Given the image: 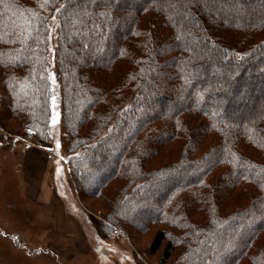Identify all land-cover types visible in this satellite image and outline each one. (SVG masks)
<instances>
[{
  "label": "trees",
  "instance_id": "16d2710c",
  "mask_svg": "<svg viewBox=\"0 0 264 264\" xmlns=\"http://www.w3.org/2000/svg\"><path fill=\"white\" fill-rule=\"evenodd\" d=\"M249 3L0 0V129L42 130L56 17L67 165L78 199L107 210L103 230L129 237L150 198L157 210L140 219L167 225L152 245L169 239L163 264L178 246L188 264H264V5Z\"/></svg>",
  "mask_w": 264,
  "mask_h": 264
},
{
  "label": "rangeland",
  "instance_id": "374dc122",
  "mask_svg": "<svg viewBox=\"0 0 264 264\" xmlns=\"http://www.w3.org/2000/svg\"><path fill=\"white\" fill-rule=\"evenodd\" d=\"M252 1L247 8L264 5V0ZM56 27L57 20H51L47 72L53 92L42 130L21 129L13 120L9 130L0 129V229L4 231L0 235V264H163L169 239L158 251L152 252V245L160 230L168 231L167 225L156 223L147 227L140 219L157 210L153 199L140 204L135 213L138 219L132 221L134 227L126 238L111 227L103 230L107 210L91 198L80 201L75 193L67 165L72 139L62 117ZM199 58L208 59L205 53ZM239 70L234 66L225 71L219 68L214 92L223 96ZM235 101L240 103L237 98ZM118 154L114 153L112 162ZM106 172L100 173L97 180H102ZM19 182L24 186H19ZM91 187L99 189L98 183ZM19 192L25 201L23 207L18 204L10 208V204L20 203ZM105 193L107 199L116 195L112 189ZM33 228L38 231L33 233ZM167 264H188L184 246L173 251Z\"/></svg>",
  "mask_w": 264,
  "mask_h": 264
},
{
  "label": "snow or ice",
  "instance_id": "6c2138e0",
  "mask_svg": "<svg viewBox=\"0 0 264 264\" xmlns=\"http://www.w3.org/2000/svg\"><path fill=\"white\" fill-rule=\"evenodd\" d=\"M41 6H43V5H41ZM63 7H64V5H61V8H63ZM59 11H60V9H57V12H59ZM55 19H56V17H53V20H55ZM50 38H51V36H50V30H49V39ZM53 123H55V117H53ZM57 147H59V141H57ZM57 171L59 172V168L57 169Z\"/></svg>",
  "mask_w": 264,
  "mask_h": 264
}]
</instances>
